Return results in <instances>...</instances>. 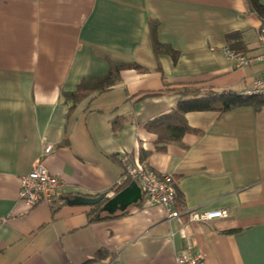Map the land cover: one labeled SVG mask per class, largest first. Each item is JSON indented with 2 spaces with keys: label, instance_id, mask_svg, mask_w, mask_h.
Returning <instances> with one entry per match:
<instances>
[{
  "label": "crops",
  "instance_id": "crops-1",
  "mask_svg": "<svg viewBox=\"0 0 264 264\" xmlns=\"http://www.w3.org/2000/svg\"><path fill=\"white\" fill-rule=\"evenodd\" d=\"M152 21L175 60L154 53ZM261 23L246 0H0V264H172L187 235L206 264H264V106L188 112L192 130L163 152L145 127L183 87L249 90L264 60L236 66L225 51L258 55ZM109 60L147 71L122 69L109 90L71 107L63 92L106 74ZM153 92L162 93L143 97ZM117 116L125 122L114 134ZM123 154L173 175L179 216L144 197L99 220L91 206L67 204L77 194H113ZM37 160L63 188L28 208L20 178ZM216 208L228 216L185 215Z\"/></svg>",
  "mask_w": 264,
  "mask_h": 264
},
{
  "label": "trees",
  "instance_id": "trees-1",
  "mask_svg": "<svg viewBox=\"0 0 264 264\" xmlns=\"http://www.w3.org/2000/svg\"><path fill=\"white\" fill-rule=\"evenodd\" d=\"M248 8L251 12L257 15L261 22H264V4L260 0H246ZM150 41L153 47V51L156 55L167 54L170 55L173 60L176 59L175 51L167 44L160 43L156 34V22H150ZM234 34L228 35V39H231ZM122 69H135L139 72H146L147 68L135 63V62H114L109 60V70L106 74H92L83 77L76 89L71 92H63V96L67 100L72 101V106L80 102L87 95L94 92L102 93L109 90L119 80V72ZM162 92H153L143 94L159 95ZM180 99L177 104L169 111L155 116L149 119L145 127L148 131L156 135L155 148L157 152H163L166 150V145L170 142H180L183 135L187 131H191L192 127L189 126L186 113L195 111H209L217 110L222 113L241 106H251L254 110H259L264 106V98L259 96L247 95L245 92H237L234 90H214L210 88L201 89L195 87H183L180 90ZM123 117H115L111 121V130L116 134L124 124ZM121 162V156L119 157ZM122 163V162H121ZM123 165V164H122ZM132 179L126 175L124 171L123 180L116 185L114 192H118L126 187ZM175 183V181H174ZM176 188V183H175ZM182 201L181 193L176 189L175 203L176 207H179ZM102 203H98L91 206L90 216L95 217V213L98 211ZM127 211V210H126ZM126 211L117 212L113 215H100L95 217V220H99L103 217H115L124 214ZM94 220V219H93ZM105 251H99L95 256L88 261L99 260L105 255Z\"/></svg>",
  "mask_w": 264,
  "mask_h": 264
},
{
  "label": "built area",
  "instance_id": "built-area-1",
  "mask_svg": "<svg viewBox=\"0 0 264 264\" xmlns=\"http://www.w3.org/2000/svg\"><path fill=\"white\" fill-rule=\"evenodd\" d=\"M258 41L261 52L248 57L244 54L226 50L225 54L236 66H241L250 61L264 60V22L258 29ZM247 95L264 98V72L256 77ZM52 147L44 146V153H49ZM121 162L126 175L139 185L142 197L151 205L162 206L169 217H177L180 213L174 209L175 183L171 173L157 174L144 162L132 161L127 154L121 155ZM63 188L62 180L58 175L50 173L40 160H37L31 170L20 178L19 198L28 208H32L42 202H51V197ZM107 192V196H112ZM187 219L192 222H207L216 218H226L228 212L225 209H192L185 213ZM172 264H206L204 254L194 249V243L190 236L185 237L184 248L175 254Z\"/></svg>",
  "mask_w": 264,
  "mask_h": 264
},
{
  "label": "water",
  "instance_id": "water-1",
  "mask_svg": "<svg viewBox=\"0 0 264 264\" xmlns=\"http://www.w3.org/2000/svg\"><path fill=\"white\" fill-rule=\"evenodd\" d=\"M142 199V192L136 181L132 180L126 187L118 192H113V195L108 197L107 193L103 192L98 195H83L77 194L72 198H68L69 205H89L94 206L102 203L95 217L100 215H113L117 212L126 211L130 206L136 205Z\"/></svg>",
  "mask_w": 264,
  "mask_h": 264
},
{
  "label": "bare ground",
  "instance_id": "bare-ground-1",
  "mask_svg": "<svg viewBox=\"0 0 264 264\" xmlns=\"http://www.w3.org/2000/svg\"><path fill=\"white\" fill-rule=\"evenodd\" d=\"M47 203H49V202L47 201Z\"/></svg>",
  "mask_w": 264,
  "mask_h": 264
}]
</instances>
